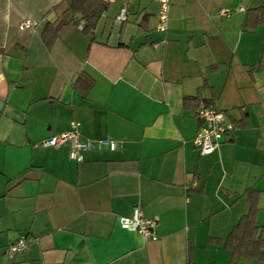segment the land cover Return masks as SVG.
I'll return each instance as SVG.
<instances>
[{
  "label": "crops",
  "instance_id": "1",
  "mask_svg": "<svg viewBox=\"0 0 264 264\" xmlns=\"http://www.w3.org/2000/svg\"><path fill=\"white\" fill-rule=\"evenodd\" d=\"M261 5L171 0L161 31L158 0H114L83 31L81 1L0 0V264H264L225 246L247 189L264 227ZM196 98L233 125L204 155ZM71 121L116 147L77 162L67 143L40 144ZM134 205L153 237L121 227ZM21 236L25 250L7 254Z\"/></svg>",
  "mask_w": 264,
  "mask_h": 264
},
{
  "label": "built area",
  "instance_id": "2",
  "mask_svg": "<svg viewBox=\"0 0 264 264\" xmlns=\"http://www.w3.org/2000/svg\"><path fill=\"white\" fill-rule=\"evenodd\" d=\"M105 3L113 2L114 0H100ZM159 8L156 14L157 24L156 28L165 31L167 29L169 8L171 0H158ZM126 3L123 2L122 9L118 18L125 19ZM239 10H243L239 7ZM231 9L229 7L220 6L218 13L222 17H229L231 15ZM33 19L27 18L19 23L18 28L24 29L33 27L35 25ZM194 114L200 121V126L194 137V145L199 154H209L215 147L221 142L223 136L233 129L232 123L226 118L225 113L216 108L213 101H201L194 110ZM77 122L71 121L70 128L55 134L47 139L40 141L43 146H56L59 144L67 143L69 146V157L79 162L83 159V151L90 148L93 144L98 147L107 145L110 150L116 147V143L111 139H90L81 137L77 130ZM120 225L123 228L137 231L143 237H153L155 234V220L147 219L142 215L139 206L134 205L132 213L129 216H121ZM28 242L24 237H19L16 240L10 242L6 247L7 254H13L25 250Z\"/></svg>",
  "mask_w": 264,
  "mask_h": 264
},
{
  "label": "trees",
  "instance_id": "3",
  "mask_svg": "<svg viewBox=\"0 0 264 264\" xmlns=\"http://www.w3.org/2000/svg\"><path fill=\"white\" fill-rule=\"evenodd\" d=\"M72 1V0H71ZM75 1V0H74ZM86 7L83 16V25L81 30H90L98 17L99 13L106 7L108 3L100 0H78ZM88 3V4H85ZM90 6V8H89ZM92 6V8H91ZM260 11L264 10V5L258 7ZM91 84V83H90ZM190 97H184V101H188ZM201 101H212L207 98H196L195 105L197 106ZM195 106V108H196ZM195 110V109H194ZM245 196L250 202V207L247 213L242 215L234 226L232 232L225 240V246L232 250V258L239 259L242 256H256L264 257V251H261V245H264V227L260 229L261 235L257 234V226L254 224L255 206L252 201V189H247ZM256 235V236H255Z\"/></svg>",
  "mask_w": 264,
  "mask_h": 264
},
{
  "label": "rangeland",
  "instance_id": "4",
  "mask_svg": "<svg viewBox=\"0 0 264 264\" xmlns=\"http://www.w3.org/2000/svg\"><path fill=\"white\" fill-rule=\"evenodd\" d=\"M262 263V262H261Z\"/></svg>",
  "mask_w": 264,
  "mask_h": 264
}]
</instances>
